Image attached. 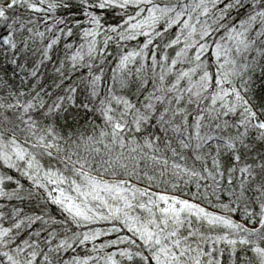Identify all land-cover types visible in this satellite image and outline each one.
Listing matches in <instances>:
<instances>
[{"label":"snow or ice","instance_id":"6c2138e0","mask_svg":"<svg viewBox=\"0 0 264 264\" xmlns=\"http://www.w3.org/2000/svg\"><path fill=\"white\" fill-rule=\"evenodd\" d=\"M0 264H264V0H0Z\"/></svg>","mask_w":264,"mask_h":264}]
</instances>
